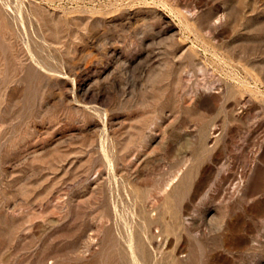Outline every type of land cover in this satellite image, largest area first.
Returning a JSON list of instances; mask_svg holds the SVG:
<instances>
[{
  "label": "rangeland",
  "instance_id": "obj_1",
  "mask_svg": "<svg viewBox=\"0 0 264 264\" xmlns=\"http://www.w3.org/2000/svg\"><path fill=\"white\" fill-rule=\"evenodd\" d=\"M0 264H264V0H0Z\"/></svg>",
  "mask_w": 264,
  "mask_h": 264
}]
</instances>
